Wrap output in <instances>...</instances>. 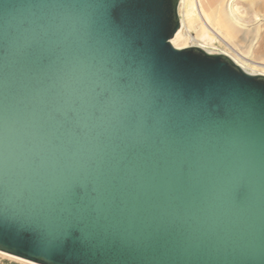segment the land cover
Returning a JSON list of instances; mask_svg holds the SVG:
<instances>
[{
    "label": "water",
    "instance_id": "95a60500",
    "mask_svg": "<svg viewBox=\"0 0 264 264\" xmlns=\"http://www.w3.org/2000/svg\"><path fill=\"white\" fill-rule=\"evenodd\" d=\"M178 1L0 0V251L264 264V74L174 47Z\"/></svg>",
    "mask_w": 264,
    "mask_h": 264
},
{
    "label": "rangeland",
    "instance_id": "374dc122",
    "mask_svg": "<svg viewBox=\"0 0 264 264\" xmlns=\"http://www.w3.org/2000/svg\"><path fill=\"white\" fill-rule=\"evenodd\" d=\"M228 1L230 0H179L177 14L182 25L180 31L178 30V35L174 38L175 45H173L177 48L199 45L208 51L225 52L231 57H235L238 62L245 60L246 57L256 62V64H263L264 58L256 54L255 48L250 45V42L260 32L259 26L264 20V0H231L236 5L235 15L239 18L240 25H234L227 20L228 17L225 14L224 7ZM246 1H249L250 4L248 5ZM197 4L204 8L205 13L210 16L217 28L220 27L227 31L225 38L230 46H226L208 32L201 33L202 30L199 29V19L197 17ZM190 29L196 32L194 37L188 35ZM241 65L248 71L263 69L261 66H253L251 62H248L247 65L241 63ZM0 264L30 263L0 253Z\"/></svg>",
    "mask_w": 264,
    "mask_h": 264
},
{
    "label": "bare ground",
    "instance_id": "6f19581e",
    "mask_svg": "<svg viewBox=\"0 0 264 264\" xmlns=\"http://www.w3.org/2000/svg\"><path fill=\"white\" fill-rule=\"evenodd\" d=\"M232 2L233 1H231V0L228 1V3L226 2L227 4L224 7L225 8L224 9L225 14L228 17L227 20L229 22L231 21L234 25H236V24L237 25H240L239 18H237L236 15H235L234 4H233L234 2L233 3ZM197 6H198L197 7V17L199 19V29H200V31L202 30L201 33L202 32H208L212 36L218 38L226 46H230L229 42L225 38L226 37L225 34H227V31L226 30L224 31V29H222L220 27L217 28V26L211 20L210 16L205 13L204 8L201 5H199V4H197ZM181 25H182V22H181V19H180V25H179L178 29L176 30V32L174 33V35L170 38V43L172 45L173 44L175 45L174 38L178 35V33L180 31L179 29H181ZM223 31L226 32V33H224ZM194 34H196V32H194V30H192V29L188 30V35L190 37H194ZM190 46H197V47H200V48L204 49L202 46H199V45H190ZM185 47H187V46H185ZM204 50H206V49H204ZM206 51L207 52H221V51H208V50H206ZM221 53H224L227 56H229L237 65H239L243 70H245V71H247L249 73H253V74H264L262 72L248 71L247 69L244 68V66L241 65V63L237 62V59L235 57H234L235 58L234 59L233 57H231L229 54H227L225 52H221ZM0 253L1 254H6L8 256H12V257L17 258L19 260H23V261L28 262L30 264H38V263H35V262H31V261H28V260H25V259H22V258L13 256V255H10V254L5 253V252H2V251H0Z\"/></svg>",
    "mask_w": 264,
    "mask_h": 264
},
{
    "label": "crops",
    "instance_id": "0c3cea01",
    "mask_svg": "<svg viewBox=\"0 0 264 264\" xmlns=\"http://www.w3.org/2000/svg\"><path fill=\"white\" fill-rule=\"evenodd\" d=\"M246 3L249 5L250 2L246 1ZM225 9V8H224ZM234 10H236V5L234 4ZM260 28V32L259 34L257 33V35L251 40L249 39L250 45L253 46L255 48V52L256 54L262 56V58H264V20L261 23V25L259 26ZM234 58V57H233ZM235 59V58H234ZM238 62V61H237ZM248 62L253 63V66H261V68H263L262 70H253V72H262L264 73V63L260 65V63L253 62L252 60H249L245 57V60L243 61H239V63H242L243 65L246 64ZM255 64V65H254Z\"/></svg>",
    "mask_w": 264,
    "mask_h": 264
},
{
    "label": "snow or ice",
    "instance_id": "6c2138e0",
    "mask_svg": "<svg viewBox=\"0 0 264 264\" xmlns=\"http://www.w3.org/2000/svg\"><path fill=\"white\" fill-rule=\"evenodd\" d=\"M75 191H79L78 187L75 189ZM0 233H2V228H0Z\"/></svg>",
    "mask_w": 264,
    "mask_h": 264
}]
</instances>
